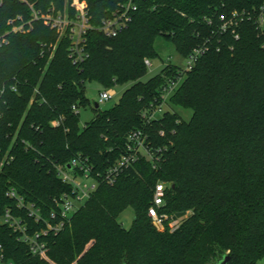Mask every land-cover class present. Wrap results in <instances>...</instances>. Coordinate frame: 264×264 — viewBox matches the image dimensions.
Here are the masks:
<instances>
[{"label":"trees","instance_id":"trees-1","mask_svg":"<svg viewBox=\"0 0 264 264\" xmlns=\"http://www.w3.org/2000/svg\"><path fill=\"white\" fill-rule=\"evenodd\" d=\"M66 0H0V261L13 264H259L264 260V27L257 25L262 0H133L136 9L116 36L86 33V56L73 62L70 40L33 8L63 10ZM124 0H86L96 26ZM237 23L222 32L224 19ZM20 16V19H15ZM15 21L11 22V20ZM31 22L28 24V22ZM26 23L25 30L13 25ZM237 34V37H235ZM186 58L206 47L169 97L190 109L188 120L166 110L147 119L162 88L181 75L165 63L146 80L145 59L159 56L156 42ZM101 89L129 85L110 108L92 106L80 124L79 108L90 105L86 83ZM52 120H59L53 126ZM141 129L159 152L123 168L96 189L57 232L41 237L47 259L2 221L7 209L27 224L28 234L45 227L55 198L70 186L56 173L73 158L104 173L126 151L127 136ZM165 183L155 227L148 208ZM14 189L42 215L35 222L7 192ZM134 212L125 228L118 220ZM189 213L187 214V212ZM171 230L169 220L180 218Z\"/></svg>","mask_w":264,"mask_h":264},{"label":"built area","instance_id":"built-area-1","mask_svg":"<svg viewBox=\"0 0 264 264\" xmlns=\"http://www.w3.org/2000/svg\"><path fill=\"white\" fill-rule=\"evenodd\" d=\"M31 9V20L41 19L51 28L56 29L59 34L66 35L70 40V55L73 62L82 60L86 56L84 49V42L86 33L89 29H96L106 36H116L131 19V13L136 9L133 0H124L120 2L115 10L107 17H103L100 22L94 26L90 23L88 15V5L86 0H66L63 10H57L53 6L46 12L42 13L33 8V5L28 3ZM15 19H20L17 16ZM11 20V22L15 21ZM29 20L26 23H30ZM238 19L236 12H233L231 17L223 20L220 26L222 32L226 31L229 27H234ZM257 25L260 28L264 27V0L259 7L257 14ZM26 23L13 25V31L25 30ZM235 28L231 31L235 33ZM237 37V34H235ZM206 47L199 46L194 48L186 59V65L181 67V75L175 80H169L162 88L159 102L156 105H151L145 112L147 119H159L162 114L168 109L169 97L174 93L179 86L182 75L185 71L190 70L196 60L204 53ZM146 66L151 64L149 59H145ZM115 95L112 88H105L99 91L97 104L111 99ZM168 107V108H167ZM171 111V110H170ZM51 124L56 126L59 120H52ZM147 135L143 130L137 129L130 132L127 136L126 151L110 166L104 173H93L92 167L88 164L86 159L73 158L67 164L69 167L56 166L55 170L57 175L70 186V190L63 192L58 198H55L56 211L50 213V219L54 220L45 221V227L40 231L33 234H28L27 224L20 218L11 214L7 209L4 213L2 221L6 223L13 231L19 233V238L28 244L29 250L33 255L47 259L46 245L41 240V237L48 232H57L62 229L64 225L70 220L72 214L78 209L96 189L99 181H106L112 183L117 174L125 167L132 165L138 158L144 157L150 160L154 165L159 159V152L161 149H153L147 140ZM7 194L17 201V207L23 208L27 211V215L35 222L42 221L40 209L31 202H25L14 189H10ZM165 198V183L159 182L155 185L153 191L152 204L148 208V216L151 217L153 224L159 230L164 229V221L167 220L165 214L159 213V208L164 204ZM173 220L168 222L170 229L174 228ZM0 264H13L11 262H1Z\"/></svg>","mask_w":264,"mask_h":264},{"label":"rangeland","instance_id":"rangeland-1","mask_svg":"<svg viewBox=\"0 0 264 264\" xmlns=\"http://www.w3.org/2000/svg\"><path fill=\"white\" fill-rule=\"evenodd\" d=\"M156 48L158 50L159 56L150 61L151 64L147 66V73L142 78L143 80H146L149 77L159 73L165 63L171 62L173 64H178L181 67L186 65V59L181 58L178 55V53L174 50L173 46L166 45L160 40L156 42ZM128 85L129 83L112 87V89L115 91V95L111 99L99 103L98 104L99 108L107 109L112 107L118 101L119 97L121 96V93ZM85 87H86L85 94L90 101V105H88L85 108L78 109L80 113L81 125H83L93 116L92 106H94V104L97 103L99 91L101 90L100 86L95 82H87ZM168 107H167L168 109H170L171 111H176L179 116H181L183 119L186 120H188L192 114V111L190 109H184L170 104H168ZM188 213L189 211L187 212V214ZM133 216H134V212L132 208L128 207L119 215L118 220L125 228H129L132 224ZM180 220L181 217L177 219H173V222H175L174 223L175 226L171 230H174L177 227ZM259 264H264V260H261Z\"/></svg>","mask_w":264,"mask_h":264},{"label":"water","instance_id":"water-1","mask_svg":"<svg viewBox=\"0 0 264 264\" xmlns=\"http://www.w3.org/2000/svg\"><path fill=\"white\" fill-rule=\"evenodd\" d=\"M95 106L97 107L98 104L96 103ZM67 167H69V165H67ZM226 259H227V256L222 261H220V263L218 264H224L226 262Z\"/></svg>","mask_w":264,"mask_h":264}]
</instances>
